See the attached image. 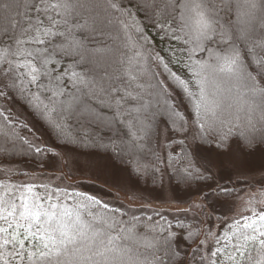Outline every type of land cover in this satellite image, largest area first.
Returning <instances> with one entry per match:
<instances>
[{
  "label": "snow or ice",
  "instance_id": "snow-or-ice-1",
  "mask_svg": "<svg viewBox=\"0 0 264 264\" xmlns=\"http://www.w3.org/2000/svg\"><path fill=\"white\" fill-rule=\"evenodd\" d=\"M0 13V163H12L10 152L57 162L84 146L69 135L68 120L96 113L77 96L62 99L71 86L123 108L130 121L125 135L134 141L164 137L165 151L153 153L154 161L125 163L160 189L195 186L197 201L177 209L185 219L200 198L227 193L217 170L257 157L264 168V107L260 114L253 103L238 108L242 130L233 136L218 99L236 89L264 101V0H0ZM149 26L170 42L167 49L109 55L108 41L120 32L151 43ZM221 78L232 87L222 90ZM123 152L93 153L100 157L96 167H118ZM28 175L0 168V264H264V210L238 220L221 246L210 229L178 215L173 224L159 209L154 216L163 224L147 216L150 223L138 232L140 217L125 219L126 211L59 184L19 180Z\"/></svg>",
  "mask_w": 264,
  "mask_h": 264
},
{
  "label": "rangeland",
  "instance_id": "rangeland-1",
  "mask_svg": "<svg viewBox=\"0 0 264 264\" xmlns=\"http://www.w3.org/2000/svg\"><path fill=\"white\" fill-rule=\"evenodd\" d=\"M236 91H232L234 96H237ZM255 105L258 107L257 114H260L263 103L257 101ZM44 138L48 140L46 134ZM165 143L164 137H160L159 154L165 151ZM99 161L100 157L97 155L65 151L59 161H48L42 171H36L26 163L0 164V168L9 167L27 172L29 175L19 178L21 181H35L52 186L59 184L61 187L97 196L110 206L120 208L132 216L150 215L159 209L172 223L176 222L174 215H178L182 220L199 224L202 229H210L216 235L225 224L246 215L251 206H264V196L261 197L264 193V168L258 157L241 168L223 173L217 170V181L225 185L227 190L237 188L238 196L227 201H220L217 196L207 200L200 198L203 200L200 208H193L186 219L185 214L177 209H186L197 201L194 189H179L173 184L164 189H152L134 180L129 172L120 166L114 168L109 164L104 168L96 167ZM149 205L152 207H148Z\"/></svg>",
  "mask_w": 264,
  "mask_h": 264
},
{
  "label": "trees",
  "instance_id": "trees-1",
  "mask_svg": "<svg viewBox=\"0 0 264 264\" xmlns=\"http://www.w3.org/2000/svg\"><path fill=\"white\" fill-rule=\"evenodd\" d=\"M21 12L24 11L23 8L20 9ZM85 16L87 15V12L85 11L83 13ZM139 18L143 20V14H138ZM0 16H3V13H0ZM233 19H235V15L233 14ZM2 22V21H0ZM145 35L149 37L151 43L146 44L144 39L138 36L137 33L129 32L128 34H125L123 32H120L118 35H115L113 39L108 41V46L111 48V53L109 54L112 57H123L125 54L129 57L134 56L137 51H142L144 48H154L156 51H160L161 49H167L169 47L170 42L167 39L161 40L159 35L157 34V30L152 28L151 26L148 27V29L145 32ZM259 35V32H257V36ZM89 47H95V45H89ZM163 55L164 53L161 52ZM66 63H71V61H66ZM145 64V67H147V60L143 62ZM111 64V60H109V64L106 65V67H109ZM80 69H77L79 71ZM109 70H112L111 67H109ZM150 79V77H149ZM143 82V81H141ZM152 84H155V80H151ZM218 83L220 84L221 89H227L230 86H232V82L226 81L224 78H221ZM68 97L71 96H77L80 99V103L85 105L86 107L92 109L93 112L96 113V116H80L79 114L73 115L68 120V128H69V135L72 136H78L81 139L84 140V146L81 145H75L76 152L84 153V154H93V153H104L105 151L109 153H120L122 149H124V152L120 159L117 160V164L126 169L131 177L139 182L141 185L147 186L152 189H160L158 187H154L152 183V179L149 176L144 175H137V173L134 171L136 164H126L125 161L129 160H135L138 159L141 162H152L155 160V156L153 153L159 154L158 151V138L152 136L141 140H135L133 136L131 135H125V133L128 131V129L125 127L126 124L130 123L126 113L123 111V108L117 109L115 105L112 107H107V101L101 102L97 99V96L92 95L91 92H87L86 90H78L74 89L71 86L67 88ZM212 89L211 86L209 88V92L211 93ZM237 96H234L231 93H228L227 91L224 92V96H218V99L221 102L222 111L220 112V116L222 119L227 118L232 120V126H231V132L232 135H239L240 131L242 130L240 127H237L236 125L240 124V121L235 120L234 116L238 108L240 107H247L248 103L256 104L263 103L264 101L261 100L259 96L255 98V100H249L248 96L246 94V90H237L236 91ZM147 100V96L145 97ZM258 99V100H257ZM261 101V102H260ZM256 102V103H255ZM228 105H231V107H228ZM257 106V105H256ZM124 107H127L125 105ZM189 109L192 108V105L189 104ZM258 108V107H257ZM231 114V115H230ZM242 114V113H241ZM209 116H211V113H209ZM207 119V118H206ZM190 126L193 130H195V125L191 123ZM135 131V130H133ZM139 133H136V136H139ZM134 142L136 144H142V150L134 149L133 144ZM103 145H108V149H105L102 147ZM174 147L173 144L167 145V150H171ZM8 160L12 161V163H0V164H16V163H26L28 165H31L36 171H42L45 167V165L48 163L49 159L46 158V160L42 163H37L31 158L28 159H22L19 155H16L12 152L8 154ZM24 176H20L19 178H23ZM174 187V182L172 183ZM50 187L52 185H49ZM264 187V186H262ZM179 189H194L195 186L192 188H185L183 186L176 187ZM264 189V188H263ZM70 191H74L77 193H83L85 195L92 196L88 193H84L78 190L69 189ZM238 189H229L227 190V193L225 195L217 196V198L220 201H227V200H233L238 196ZM264 196V193L261 195V197ZM77 199H81L80 197H77ZM259 199L260 196H259ZM112 207V206H111ZM115 208V207H112ZM264 210V206L261 208H257V206H251L248 209V212L246 215L242 216L241 218L234 220L228 224H225L223 228H221L218 236L221 237V246L225 242V237L231 238L234 233L237 231V224L236 222L242 221L247 222L244 220L245 217H248L252 214L254 211H261ZM122 212H125L121 209ZM140 217V223L136 225V230L138 232H143L145 225L149 224L150 222L145 219L147 216H153L154 219L158 220L159 223L163 224V220H160L158 217L154 216L153 214H141L137 215ZM132 215H129L127 213V216L125 219H130ZM166 218V217H165ZM255 217H253L254 219ZM167 219V218H166ZM168 220V219H167ZM176 223V222H175ZM173 223V224H175ZM183 223L194 225L195 223L187 222L183 220ZM208 230V229H207ZM235 240H231V243H235ZM229 249L231 250V244H229ZM255 251H253V255H255ZM226 259V258H225ZM244 264H248L247 260H244Z\"/></svg>",
  "mask_w": 264,
  "mask_h": 264
}]
</instances>
